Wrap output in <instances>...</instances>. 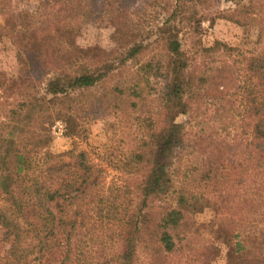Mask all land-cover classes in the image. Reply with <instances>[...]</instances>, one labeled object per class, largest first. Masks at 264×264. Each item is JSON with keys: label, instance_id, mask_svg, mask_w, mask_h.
<instances>
[{"label": "trees", "instance_id": "trees-1", "mask_svg": "<svg viewBox=\"0 0 264 264\" xmlns=\"http://www.w3.org/2000/svg\"><path fill=\"white\" fill-rule=\"evenodd\" d=\"M220 1L235 6L219 16L252 30L254 43L200 44L194 64L180 32L200 25L196 8L211 0H40L36 11L0 0V41L9 39L19 65L12 76L0 71V264H212L219 249L198 242L206 224L191 211L199 206L216 210L210 233L228 247L227 264H264V232L251 219L264 177V0ZM151 7L162 21L143 29L134 17ZM98 22L120 31L115 57L77 41ZM152 47L165 53V80L150 102L140 63ZM113 114L124 152L52 150L55 121L85 139L88 121ZM181 116L205 133L190 138ZM218 126L227 133L220 139ZM231 128L241 132L230 137ZM182 153L189 210L168 200ZM108 167L118 174L109 184Z\"/></svg>", "mask_w": 264, "mask_h": 264}, {"label": "rangeland", "instance_id": "rangeland-1", "mask_svg": "<svg viewBox=\"0 0 264 264\" xmlns=\"http://www.w3.org/2000/svg\"><path fill=\"white\" fill-rule=\"evenodd\" d=\"M40 0H12V3L16 6L17 11L21 10H31L36 11L39 5ZM1 6V4H0ZM234 3L211 0V2H200L197 6V16L201 19L200 25H192L191 27L184 26L180 32V39L184 50L190 56L191 61L194 64H199L202 61V58L198 56L197 50L199 49L200 44L204 46H211L215 41H223L230 45L241 46L243 48H249L254 43V37L252 30L244 28L233 21H230L224 17L219 16V14L226 9L234 7ZM142 9L143 5L140 3L137 7ZM145 18L141 19L142 10L137 12L134 19L143 27V29H150L153 25L158 24L162 21V12L161 9L146 8L144 9ZM0 23H3V17L0 15ZM197 29V30H195ZM120 31L114 27L108 26L107 23H87L83 26L81 34L77 38V41L80 45L83 46H98L103 48L107 53H111V57H115L119 50L120 46ZM162 58H165L164 51L160 49H155L152 47L143 55L140 65L146 64V70L143 73L142 71V88L143 95L145 99L153 102L155 99L159 98V94L162 91V86L165 80V67L161 62ZM18 60L16 55L15 47L10 43L9 39L6 37L0 41V71L9 74L12 76L18 71ZM134 67L133 69H137ZM133 69H126L124 71H119L115 74L112 80L109 83H114L115 81L121 82L124 78L133 71ZM185 119L188 125L190 138H197L205 133L206 129L204 124L197 125V122L189 117L181 116L180 119ZM58 121V120H57ZM200 121V119H198ZM56 122V121H55ZM65 124V122L63 121ZM218 125V124H217ZM66 126V124H65ZM87 137L85 139H72L68 136L66 129L64 136L56 137L51 131L53 137L52 150L54 152H66L74 148L80 150H88L92 152L93 156H98L97 152L102 153L101 157L105 156H116L119 153L124 152V149L130 147L127 143L121 144V121L117 115H107L102 118L94 119L88 121L87 124ZM204 128V130L202 129ZM230 137L237 132H241V129L231 128ZM227 133L220 130L219 126L217 128V135L220 138L225 136ZM182 162L184 165L177 163L176 176L180 178L177 179L176 192L169 197L168 200L175 205H181L182 207L187 208L188 210L194 208V200L191 195V190L189 186H184L182 180L184 177L185 171L189 170V166H185L187 159L190 158L188 154L181 155ZM107 162V161H106ZM108 173L106 177V182L109 184L113 178L118 177L117 172L112 168H107ZM192 176V175H191ZM193 177V176H192ZM191 184H194L192 179ZM252 196L256 202V208L251 214V219H254L252 224L253 228L258 232H264V177H260L252 192ZM196 206V205H195ZM193 219L199 225L206 224L204 231V236L197 238L198 242H205L211 240L218 246L219 253L217 258L212 262V264H227V259L229 257L228 247L220 241H217L215 235H213L211 230L215 232L218 230V224L212 223L215 221L217 216L216 210L213 208H200V206L195 210L191 211ZM250 222V221H249ZM0 229V237L2 234ZM244 234L246 232H243ZM244 239L245 237H241ZM197 245L198 248L201 247V244L194 242V245ZM2 254L8 248V244L5 242L2 244Z\"/></svg>", "mask_w": 264, "mask_h": 264}, {"label": "built area", "instance_id": "built-area-1", "mask_svg": "<svg viewBox=\"0 0 264 264\" xmlns=\"http://www.w3.org/2000/svg\"><path fill=\"white\" fill-rule=\"evenodd\" d=\"M65 129H66V127H65V124L63 123V121L58 120L52 126V133L56 137H61V136H64Z\"/></svg>", "mask_w": 264, "mask_h": 264}]
</instances>
